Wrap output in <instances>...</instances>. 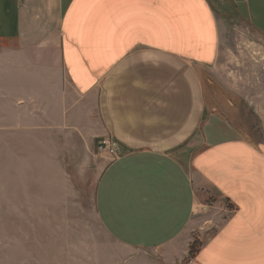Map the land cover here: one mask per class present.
<instances>
[{"label": "crops", "instance_id": "0c3cea01", "mask_svg": "<svg viewBox=\"0 0 264 264\" xmlns=\"http://www.w3.org/2000/svg\"><path fill=\"white\" fill-rule=\"evenodd\" d=\"M230 1L254 71L224 69L211 0H0L1 142L49 126L89 158L117 146L93 201L108 241L88 236L80 264H264V0ZM204 74L252 115L210 102ZM17 238V264H57L55 231Z\"/></svg>", "mask_w": 264, "mask_h": 264}, {"label": "rangeland", "instance_id": "374dc122", "mask_svg": "<svg viewBox=\"0 0 264 264\" xmlns=\"http://www.w3.org/2000/svg\"><path fill=\"white\" fill-rule=\"evenodd\" d=\"M211 1L225 22L221 57L224 69L225 61L235 67L239 66L238 57H242L248 71H254L259 39L254 29L230 0ZM248 71L246 74L253 80L255 74ZM204 79L210 102L219 108H234L252 115L243 97L226 93L224 79L208 74H204ZM18 137L23 141L5 143L0 135V264H17L16 256L7 252L16 248L18 231H32L34 227L56 232L57 264L86 261L81 250L88 236H94L89 239L92 242L97 236L100 241H108L98 228L93 201L100 174L108 157H115V153L111 149L101 150L96 144L89 158L87 150L77 143L69 144L68 139L65 142L68 136L49 126L25 127ZM47 153L56 158L44 157ZM6 156H14L18 161L7 160ZM199 242H195L197 248Z\"/></svg>", "mask_w": 264, "mask_h": 264}, {"label": "built area", "instance_id": "2783aa9c", "mask_svg": "<svg viewBox=\"0 0 264 264\" xmlns=\"http://www.w3.org/2000/svg\"><path fill=\"white\" fill-rule=\"evenodd\" d=\"M98 146L101 150L111 149L115 155L117 154V146L110 140H103Z\"/></svg>", "mask_w": 264, "mask_h": 264}, {"label": "trees", "instance_id": "16d2710c", "mask_svg": "<svg viewBox=\"0 0 264 264\" xmlns=\"http://www.w3.org/2000/svg\"><path fill=\"white\" fill-rule=\"evenodd\" d=\"M195 242H196V241H195ZM195 242L191 244V252H190L191 255L195 253L196 248H197Z\"/></svg>", "mask_w": 264, "mask_h": 264}]
</instances>
